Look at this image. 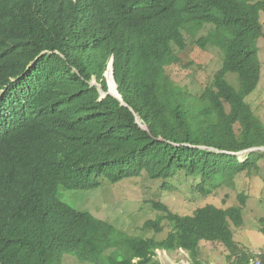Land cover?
I'll use <instances>...</instances> for the list:
<instances>
[{"label": "trees", "instance_id": "obj_1", "mask_svg": "<svg viewBox=\"0 0 264 264\" xmlns=\"http://www.w3.org/2000/svg\"><path fill=\"white\" fill-rule=\"evenodd\" d=\"M262 10L264 0H0V264H67V255L78 264H161L157 249H184L201 264L202 241L223 244L231 264H252L232 228L243 225L245 192L237 204L190 215L152 201L161 213L144 228L158 233L166 221L167 235L114 247L112 222L56 194L143 174L166 187L179 173L199 178L205 193L211 182L232 186L237 174L257 173L264 149L245 160L236 153L264 147V122L246 100L260 81ZM185 33L223 54L199 94L168 71L181 62ZM105 72L122 100H99ZM257 258L264 264V252Z\"/></svg>", "mask_w": 264, "mask_h": 264}, {"label": "rangeland", "instance_id": "obj_2", "mask_svg": "<svg viewBox=\"0 0 264 264\" xmlns=\"http://www.w3.org/2000/svg\"><path fill=\"white\" fill-rule=\"evenodd\" d=\"M260 16L264 26V10L260 12ZM206 31L203 28L198 37ZM185 35L187 47L184 50L175 48L181 62L169 66L168 71L177 82L199 94L221 67L223 54L218 47L209 45L202 48L195 39L187 33ZM256 48L261 63L260 81L246 100L255 115L264 122V36L257 40ZM227 77L236 82V75L229 73ZM248 153L244 152L239 156L245 160ZM259 165L257 173L243 171L237 174L232 186L221 185L220 181L207 184L205 193L198 189L199 178L179 173L167 180L166 187H163V180L152 179L143 174L118 182L102 179L101 184L92 189L61 188L56 196L72 208L89 211L98 218L112 222L116 236L110 237L106 245L114 247L125 238L150 237L159 240L167 235L170 226L166 221L162 231L158 233L151 228H144L145 221L155 219L161 213L152 205V201L165 203L181 215H190L196 208L207 204L219 207L237 204L238 194L245 192L247 200L243 207V225H232L234 239L252 255V264H262L257 256L264 252V234L260 231V219L264 216V158L259 161ZM224 247L221 243L202 241L199 256L201 264H231L232 259L228 258ZM66 257L67 264H78L69 255ZM154 259L161 264H193L189 252L184 249H157Z\"/></svg>", "mask_w": 264, "mask_h": 264}, {"label": "water", "instance_id": "obj_3", "mask_svg": "<svg viewBox=\"0 0 264 264\" xmlns=\"http://www.w3.org/2000/svg\"><path fill=\"white\" fill-rule=\"evenodd\" d=\"M112 72H113V75H114V71H113V69H112ZM100 92H101L102 96H105V95L111 93V94L116 95L119 99L122 100V95L120 94V92H117V93L113 92V91L111 90V85H110V88H109V91H108V92H104V91L101 90V89H100ZM137 118H138V117H137ZM137 121H138V120H137ZM258 149H264V147L251 148V149H247V150H243V151L237 152L236 154L239 155V154L244 153V152H247V153H248V152H251V151H254V150H258Z\"/></svg>", "mask_w": 264, "mask_h": 264}, {"label": "clouds", "instance_id": "obj_4", "mask_svg": "<svg viewBox=\"0 0 264 264\" xmlns=\"http://www.w3.org/2000/svg\"><path fill=\"white\" fill-rule=\"evenodd\" d=\"M112 64H113V60H111L110 62H109V66H108V68H107V70H109V69H113V67H112ZM32 65V64H31ZM30 65V66H31ZM29 66V67H30ZM114 71V70H113ZM107 72V71H106ZM106 72H105V76H106ZM107 77V76H106ZM115 78V77H114ZM107 80H108V90L107 91H105V90H103L102 89V87L100 86V88H99V91H100V89L101 90H103L104 92H108L109 91V88H110V85H111V82H110V80H109V78L107 77ZM97 84V82H92V84ZM118 87V86H117ZM118 92H119V90H118ZM2 94V93H1ZM111 94V93H110ZM121 94V93H120ZM100 95H101V97L99 98V100H101V99H103L104 97H106L107 95H105V96H102V94H101V92H100ZM116 96V95H115ZM117 97V96H116ZM121 100V99H120ZM138 117V116H137ZM137 120H138V122L141 124V121H140V119H138L137 118Z\"/></svg>", "mask_w": 264, "mask_h": 264}, {"label": "bare ground", "instance_id": "obj_5", "mask_svg": "<svg viewBox=\"0 0 264 264\" xmlns=\"http://www.w3.org/2000/svg\"><path fill=\"white\" fill-rule=\"evenodd\" d=\"M109 70H112V69H109ZM107 76V75H106ZM114 76V75H113ZM110 78V77H109ZM110 80V82H111V90L113 91V92H115V93H117L118 92V87H117V83H116V80H115V78L113 79L112 77H111V79H109Z\"/></svg>", "mask_w": 264, "mask_h": 264}, {"label": "built area", "instance_id": "obj_6", "mask_svg": "<svg viewBox=\"0 0 264 264\" xmlns=\"http://www.w3.org/2000/svg\"><path fill=\"white\" fill-rule=\"evenodd\" d=\"M260 261V260H259Z\"/></svg>", "mask_w": 264, "mask_h": 264}]
</instances>
